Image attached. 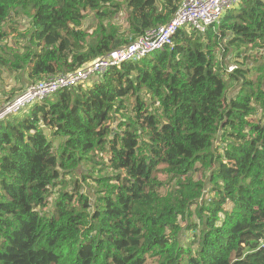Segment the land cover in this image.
<instances>
[{
	"label": "trees",
	"instance_id": "1",
	"mask_svg": "<svg viewBox=\"0 0 264 264\" xmlns=\"http://www.w3.org/2000/svg\"><path fill=\"white\" fill-rule=\"evenodd\" d=\"M182 2L0 0V65L32 84L72 73ZM86 10L99 31L79 28ZM121 10L129 39L102 24ZM20 16L25 44L3 46ZM253 51L264 0L0 122V264H264V61L239 60Z\"/></svg>",
	"mask_w": 264,
	"mask_h": 264
},
{
	"label": "built area",
	"instance_id": "2",
	"mask_svg": "<svg viewBox=\"0 0 264 264\" xmlns=\"http://www.w3.org/2000/svg\"><path fill=\"white\" fill-rule=\"evenodd\" d=\"M242 3V0H183L179 10L170 23L150 29L136 41L113 50L92 63L65 75L54 76L32 84L18 94L8 104L0 108V122L28 110L69 90L87 83L93 84L112 67L128 62H137L152 52L162 50L173 44V37L183 28L206 33L210 27L220 25L224 16ZM236 67H230V72Z\"/></svg>",
	"mask_w": 264,
	"mask_h": 264
},
{
	"label": "rangeland",
	"instance_id": "3",
	"mask_svg": "<svg viewBox=\"0 0 264 264\" xmlns=\"http://www.w3.org/2000/svg\"><path fill=\"white\" fill-rule=\"evenodd\" d=\"M123 1L124 0H117L119 3H122ZM113 10L115 11L116 8ZM24 17L25 16H20L19 18L12 17L10 19V23L6 27L10 37L5 40L6 42L3 43V46L6 45L7 47H12L16 46V44L19 46L25 44L24 37L26 38L27 36V30H29L30 22L28 21L29 18L25 19ZM102 24L106 31H113L114 29L119 34L125 33L124 39H129V34L126 32V30L129 29L127 17L123 10L117 12L112 17L105 20ZM99 25L100 20L96 17V15L93 12L86 10L85 17L82 20L81 26L79 28L81 30L88 31L89 33H94L99 31ZM94 40L95 38L91 39V41ZM19 49H21V47ZM251 56L252 57L248 62H245L243 59L239 60L245 63V66H252L254 61L256 63L264 61V57L262 55H257V51H253ZM254 57L257 58V61L254 59ZM226 61V63L231 62L228 56ZM230 67H237V64L235 62H231L229 63V68ZM34 82L35 81H32L27 77V71L13 74L7 70V68L0 65V108L9 103L18 93L23 91L29 84ZM235 91L237 93L239 89L233 87L230 90L231 95H233Z\"/></svg>",
	"mask_w": 264,
	"mask_h": 264
},
{
	"label": "clouds",
	"instance_id": "4",
	"mask_svg": "<svg viewBox=\"0 0 264 264\" xmlns=\"http://www.w3.org/2000/svg\"><path fill=\"white\" fill-rule=\"evenodd\" d=\"M73 89V88H72Z\"/></svg>",
	"mask_w": 264,
	"mask_h": 264
}]
</instances>
